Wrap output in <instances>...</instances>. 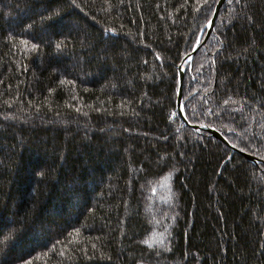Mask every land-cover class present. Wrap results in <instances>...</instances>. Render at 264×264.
I'll use <instances>...</instances> for the list:
<instances>
[{
	"label": "trees",
	"instance_id": "trees-1",
	"mask_svg": "<svg viewBox=\"0 0 264 264\" xmlns=\"http://www.w3.org/2000/svg\"><path fill=\"white\" fill-rule=\"evenodd\" d=\"M218 0H0V264H264V165L176 111ZM182 108L264 162V0H226Z\"/></svg>",
	"mask_w": 264,
	"mask_h": 264
},
{
	"label": "water",
	"instance_id": "water-1",
	"mask_svg": "<svg viewBox=\"0 0 264 264\" xmlns=\"http://www.w3.org/2000/svg\"><path fill=\"white\" fill-rule=\"evenodd\" d=\"M226 0H218L214 6L213 12L211 14V17L208 20L207 26H206V31H205V35L202 39V41L193 48V50L188 53L186 56L183 57V59L181 60L179 66H178V88H177V94H176V111L177 114L179 116V118L181 119L182 123L189 127L191 130H193L196 133H199L200 131H206L210 134V136H212L213 138H216L217 140H220L222 143H224L228 148H230L232 153H239L242 156H244V158L251 162L254 165L257 164H263L264 162L248 153L242 152L240 150H238L237 148L233 147L232 145H230L228 143V141L213 127L207 126V125H192L190 124L187 119L185 118L184 112H183V108H182V85H183V75H184V67L185 64L189 61L191 62L194 56V53L196 51V49L202 45L205 40L207 39V37L209 36L211 30L214 27L215 24V20L217 17V14L220 10V8L222 7V5L224 4Z\"/></svg>",
	"mask_w": 264,
	"mask_h": 264
}]
</instances>
